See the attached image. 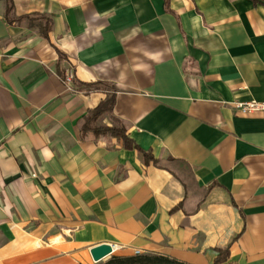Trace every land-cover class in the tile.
<instances>
[{"label":"crops","instance_id":"0c3cea01","mask_svg":"<svg viewBox=\"0 0 264 264\" xmlns=\"http://www.w3.org/2000/svg\"><path fill=\"white\" fill-rule=\"evenodd\" d=\"M0 0V264H264V5ZM49 18L46 35L43 18ZM73 74L72 89L63 81ZM61 74V75H60ZM109 86L94 89L92 82ZM126 134L81 126L106 95ZM182 202L181 205L178 204ZM111 253V254H112Z\"/></svg>","mask_w":264,"mask_h":264},{"label":"trees","instance_id":"16d2710c","mask_svg":"<svg viewBox=\"0 0 264 264\" xmlns=\"http://www.w3.org/2000/svg\"><path fill=\"white\" fill-rule=\"evenodd\" d=\"M8 2L5 16L6 19L9 22H12L14 20L19 19L20 17H14L12 16L13 12V5L11 0H6ZM254 3H260L264 5V0H252ZM28 18H43L45 20V23L42 27V33L46 35V32L48 30V22L49 18L45 15H38L34 14L31 16H25ZM61 75V74H60ZM88 87L94 88V89H99L102 86H109L110 84L107 82H92V83H87L85 84ZM112 105H113V97L109 94L106 95V97L100 101L92 110L90 113L86 116V120L81 126V134H86L88 132H99L102 134H115L118 138L122 139L123 146L127 149L135 148L139 150L144 158L145 162H149L150 160L154 162H158V159H155L149 152H145L143 149H141L133 139H131L127 134H126V128L121 122L117 119L112 117V120L115 121L116 124L114 125H98V126H93L92 123L95 122L101 115L107 112H111L112 110ZM182 202L178 204L181 205ZM228 257V248L225 250H218V254L214 258L213 264H219L224 261H226ZM109 259L105 262V264H115V262H119L121 264H187L175 259L168 258L166 256L162 255H156V254H134L130 256H125L122 258H118L116 256H110L108 257ZM116 260V261H115Z\"/></svg>","mask_w":264,"mask_h":264},{"label":"built area","instance_id":"2783aa9c","mask_svg":"<svg viewBox=\"0 0 264 264\" xmlns=\"http://www.w3.org/2000/svg\"><path fill=\"white\" fill-rule=\"evenodd\" d=\"M63 81L68 89H72L73 84V74L71 71H67L63 77ZM234 107L241 113H252L261 112L264 117V101L250 100V101H237ZM112 246V252L115 250L116 246ZM134 254H140L138 249L134 250Z\"/></svg>","mask_w":264,"mask_h":264},{"label":"water","instance_id":"95a60500","mask_svg":"<svg viewBox=\"0 0 264 264\" xmlns=\"http://www.w3.org/2000/svg\"><path fill=\"white\" fill-rule=\"evenodd\" d=\"M90 253L92 259L97 262L104 259L106 256H111L112 246L107 243L98 244L97 246L91 248Z\"/></svg>","mask_w":264,"mask_h":264},{"label":"rangeland","instance_id":"374dc122","mask_svg":"<svg viewBox=\"0 0 264 264\" xmlns=\"http://www.w3.org/2000/svg\"><path fill=\"white\" fill-rule=\"evenodd\" d=\"M109 120H110L111 125L116 124L115 121L112 120V118H109ZM133 255H134V254H133ZM111 256H116V257H118V258L125 257L124 255L113 254V253L111 254ZM108 257H109V256L105 257L104 259H102V260H100V261L95 262L94 264H105V262L109 259ZM115 261H116V260H115ZM113 264H114V263H113ZM115 264H121V263H119V262L116 261Z\"/></svg>","mask_w":264,"mask_h":264},{"label":"bare ground","instance_id":"6f19581e","mask_svg":"<svg viewBox=\"0 0 264 264\" xmlns=\"http://www.w3.org/2000/svg\"><path fill=\"white\" fill-rule=\"evenodd\" d=\"M107 257V256H106Z\"/></svg>","mask_w":264,"mask_h":264}]
</instances>
